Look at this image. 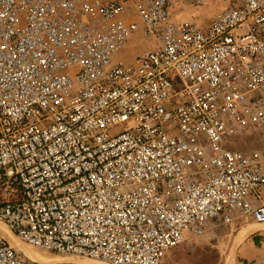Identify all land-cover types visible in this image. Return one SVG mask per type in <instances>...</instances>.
<instances>
[{"label":"built area","instance_id":"1","mask_svg":"<svg viewBox=\"0 0 264 264\" xmlns=\"http://www.w3.org/2000/svg\"><path fill=\"white\" fill-rule=\"evenodd\" d=\"M206 1L0 0V222L15 237L165 264L212 227L264 224V0H230L208 26L181 17ZM0 264L72 263L0 234Z\"/></svg>","mask_w":264,"mask_h":264},{"label":"rangeland","instance_id":"2","mask_svg":"<svg viewBox=\"0 0 264 264\" xmlns=\"http://www.w3.org/2000/svg\"><path fill=\"white\" fill-rule=\"evenodd\" d=\"M210 1L211 0H208L205 3L207 4L205 7L204 5L199 6V7H203L202 10L200 11V14L203 15L204 13L208 14L217 10L218 8L219 10L222 9L223 11L230 6L229 5L230 0H212L213 2ZM193 8L196 9V7H190L187 10L188 13L190 12V15H191V10L193 11ZM200 25L205 26V24H201V23ZM141 50H143L142 47H139L137 49L136 46L128 47L124 51L126 54L122 53L121 55L118 56V59L127 62L130 59V57L135 56ZM127 53L129 55H127ZM255 146H256L255 143L251 141H246L242 145V148H245L246 150H250ZM261 227H264V225L257 224L249 227H245L244 225H240L238 227H223V226L212 227L208 229L207 232L202 237L189 239L184 244L174 249L169 254L165 264H236L238 260L241 261V258H239V256L237 255L238 253L237 247L239 244L237 239L240 233L244 229L256 230ZM254 234L255 233H253L252 235ZM252 235H250L249 237H251ZM25 245L28 246L29 249L39 250L53 256L57 255L55 253L48 252L44 249L35 248L27 244ZM64 257H70V256H64ZM70 258L71 260L70 262L68 261V263H72V264H80V262H84L86 264H94V263L106 264L103 262L90 260V259L77 258L72 256Z\"/></svg>","mask_w":264,"mask_h":264},{"label":"crops","instance_id":"3","mask_svg":"<svg viewBox=\"0 0 264 264\" xmlns=\"http://www.w3.org/2000/svg\"><path fill=\"white\" fill-rule=\"evenodd\" d=\"M210 2H213L212 0ZM230 2V1H229ZM207 4H204V7ZM203 7H196L193 8V11L186 15H182L181 17H186L188 19L196 20L199 24H205V26H208L211 21L215 18V16L222 11L219 10V8L211 13L208 14H200V11ZM203 12V11H202ZM204 16V18H203ZM257 225L253 222H249L248 224H244L245 227ZM260 225V224H258ZM264 225V224H261ZM264 228V227H261ZM264 233L263 232H257L251 237L247 239V241L243 244H238V253L237 255L239 258H241V261L238 260L236 264H264Z\"/></svg>","mask_w":264,"mask_h":264},{"label":"bare ground","instance_id":"4","mask_svg":"<svg viewBox=\"0 0 264 264\" xmlns=\"http://www.w3.org/2000/svg\"><path fill=\"white\" fill-rule=\"evenodd\" d=\"M259 231L264 232V228H258L256 230L244 229L240 233L237 241L239 242V244H243L247 241L250 235H252L253 233L259 232ZM0 234L3 235V237H5L15 249L23 252L31 260L40 261V262H66V261L70 262L71 260L70 257H64V256H58V255L53 256V255L47 254L39 250L29 249L28 246H26L23 242H21L20 239L15 237L6 227V225H4V223H1V222H0ZM80 264H86V263L80 262ZM94 264H99V263H94Z\"/></svg>","mask_w":264,"mask_h":264}]
</instances>
